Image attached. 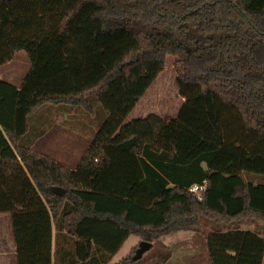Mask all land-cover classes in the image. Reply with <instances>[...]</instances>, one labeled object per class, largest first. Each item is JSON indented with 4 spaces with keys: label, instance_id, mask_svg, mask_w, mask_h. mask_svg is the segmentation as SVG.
Masks as SVG:
<instances>
[{
    "label": "trees",
    "instance_id": "16d2710c",
    "mask_svg": "<svg viewBox=\"0 0 264 264\" xmlns=\"http://www.w3.org/2000/svg\"><path fill=\"white\" fill-rule=\"evenodd\" d=\"M19 51L20 86L0 81V213L17 264H52L53 222L74 238L69 264H99L93 245L107 264L130 235L151 247L117 264H163V235L264 220V181L245 178L264 175V0H0V65ZM167 56L177 116L125 121ZM92 100L107 114L75 169L24 142L42 105L95 118ZM203 181L198 200L189 187ZM204 253L193 264H263L264 239L209 232Z\"/></svg>",
    "mask_w": 264,
    "mask_h": 264
},
{
    "label": "crops",
    "instance_id": "0c3cea01",
    "mask_svg": "<svg viewBox=\"0 0 264 264\" xmlns=\"http://www.w3.org/2000/svg\"><path fill=\"white\" fill-rule=\"evenodd\" d=\"M29 67L30 63L27 62L26 68H24L21 73H0V81L19 87ZM178 102L179 107L175 110V113L171 116V118L177 116L178 110L183 103V98L181 96H179ZM138 103L130 111L125 121H130L136 118H144L149 114H154L151 112L147 114L141 113L142 111L138 109ZM57 106L59 105L45 104L34 112L36 113L35 117L33 115L34 113L31 114L29 117V128L23 140L28 145L30 150L49 157L69 169H75L83 157L86 149L90 145L91 139L97 130L96 125H98V122L96 120H91L94 119L92 117H86L84 113H75V110L69 109L63 105H61L63 107L57 109ZM48 115L51 117L47 118ZM156 115L163 119L169 118L161 113H157ZM85 117L86 119H84ZM71 119L77 120L79 128L73 124ZM45 139L46 145H43L42 143ZM259 223L260 221H257L256 223V221L249 219H236L226 224L215 223V225H211L210 229L206 231V233L200 232L202 233L201 242L195 235H193L192 232L195 231L182 230L163 235L158 239V242L171 251L170 257L163 264H193L196 257L205 252V235L209 232L249 230L264 239V230H262L264 228H262ZM177 234H190L188 236V243L183 244L179 248H175L177 240L172 237ZM133 237L138 239L137 242L130 241ZM168 239L169 242H166L165 240ZM73 243L74 238H72V236L65 230L56 226L53 222L51 244L52 264H69L68 259L72 261L71 258L74 252ZM138 243L139 237L130 235L118 251L111 257V259L108 260L107 264H117L125 259L130 254L132 248ZM127 244L128 247L126 251L122 252V249ZM91 254L93 261L98 260L99 264H102L105 260L106 251L98 245H93ZM154 261L155 259L153 258V255L148 253L144 255L143 261L138 264H154ZM202 263L204 262L198 261V264ZM0 264H17L16 242L13 233L11 214L8 212L0 213ZM71 264L78 263L72 262Z\"/></svg>",
    "mask_w": 264,
    "mask_h": 264
},
{
    "label": "rangeland",
    "instance_id": "374dc122",
    "mask_svg": "<svg viewBox=\"0 0 264 264\" xmlns=\"http://www.w3.org/2000/svg\"><path fill=\"white\" fill-rule=\"evenodd\" d=\"M173 60H174V57L172 56L166 57L163 70L159 73L155 81L146 90L143 97L140 99L139 103L137 102L138 109L142 111L141 113H144V114H147L149 112L154 113V114L161 113L171 118V116L175 113V110L179 107V102H178L179 94H178L176 83H175V72L173 68ZM27 62L29 63L28 58L25 55L24 51H19L17 53L16 58L11 63H6L5 65L0 66V73H7V72L21 73V71L24 68H26ZM92 102H93L92 103L93 108L96 112V117L91 120H96L97 122L99 120L98 122L99 124L101 121V118L107 113L101 109L98 102H95L94 100H92ZM63 106L59 105L57 106L58 107L57 109H60V107H63ZM75 111H76L75 113H78V114L83 113L80 110H75ZM33 115L35 117L36 113H34ZM49 117L51 116L48 115L47 118ZM86 117L84 119H86ZM71 121H73V124H75L76 127L79 126L76 119H71ZM96 128H97V125H96ZM42 144L46 145V139L43 141ZM245 178L247 181H252V182L264 181V175L256 174V173H247L245 174ZM249 220L256 221L254 219H249ZM202 223H203L202 233H206V231L210 229L211 225H215V222H213V220L208 217L202 219ZM259 225L262 228H264V220L260 221ZM192 233L200 240V242L202 241V233L200 232H192ZM189 235L190 234H177L176 236L172 237L177 240L176 242L177 245L175 246V248H179L183 244L188 243ZM137 240L138 239L136 237H133L131 238L130 241L137 242ZM165 241L169 242V239ZM155 245L157 244L155 243ZM127 247H128V244L122 249V252L126 251ZM202 256H205V253H202Z\"/></svg>",
    "mask_w": 264,
    "mask_h": 264
},
{
    "label": "water",
    "instance_id": "95a60500",
    "mask_svg": "<svg viewBox=\"0 0 264 264\" xmlns=\"http://www.w3.org/2000/svg\"><path fill=\"white\" fill-rule=\"evenodd\" d=\"M151 243L147 241H139L137 248L132 256V260H138L142 257L143 253L149 250Z\"/></svg>",
    "mask_w": 264,
    "mask_h": 264
},
{
    "label": "built area",
    "instance_id": "2783aa9c",
    "mask_svg": "<svg viewBox=\"0 0 264 264\" xmlns=\"http://www.w3.org/2000/svg\"><path fill=\"white\" fill-rule=\"evenodd\" d=\"M206 188V182L196 183L189 187V191L198 199L201 200L203 197V193Z\"/></svg>",
    "mask_w": 264,
    "mask_h": 264
}]
</instances>
